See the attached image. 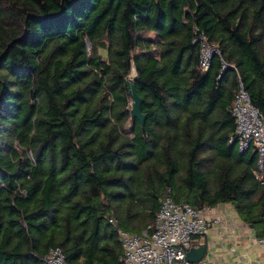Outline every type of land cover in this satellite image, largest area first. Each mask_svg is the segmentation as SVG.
<instances>
[{"label":"trees","instance_id":"16d2710c","mask_svg":"<svg viewBox=\"0 0 264 264\" xmlns=\"http://www.w3.org/2000/svg\"><path fill=\"white\" fill-rule=\"evenodd\" d=\"M237 77L264 114V0H0V264H120L108 217L139 235L167 189L264 239L256 155L228 143Z\"/></svg>","mask_w":264,"mask_h":264},{"label":"built area","instance_id":"2783aa9c","mask_svg":"<svg viewBox=\"0 0 264 264\" xmlns=\"http://www.w3.org/2000/svg\"><path fill=\"white\" fill-rule=\"evenodd\" d=\"M193 43L199 45V66L206 72L212 56L218 54L203 33L194 31ZM233 68L221 61V71ZM221 73V74H222ZM229 113L234 119V137L239 152L251 151L256 155V168L253 172L261 185L264 184V114L256 109L237 77V88ZM211 208L195 209L187 203H176L169 190L160 198L159 209L153 223L139 235L127 233L118 227L117 221L108 217V223L115 229L122 249L120 264H191L185 260L187 251L195 248L194 239L201 237L213 227L221 224L217 217L208 218ZM255 243L264 248V239ZM42 264H67L59 248H50L41 258ZM195 264H212L203 259Z\"/></svg>","mask_w":264,"mask_h":264},{"label":"crops","instance_id":"0c3cea01","mask_svg":"<svg viewBox=\"0 0 264 264\" xmlns=\"http://www.w3.org/2000/svg\"><path fill=\"white\" fill-rule=\"evenodd\" d=\"M206 216L219 218L221 224L194 239L195 248L206 245L205 259L212 264H245V257H253L254 262L262 258L264 264V248L255 243L254 231L240 220L231 205L219 204ZM250 261L255 264L252 259Z\"/></svg>","mask_w":264,"mask_h":264},{"label":"water","instance_id":"95a60500","mask_svg":"<svg viewBox=\"0 0 264 264\" xmlns=\"http://www.w3.org/2000/svg\"><path fill=\"white\" fill-rule=\"evenodd\" d=\"M133 78L136 76L135 69L133 68ZM127 94L130 103V119L138 121L141 131L144 135V121L146 116L141 112L142 99L137 95L134 85L128 80L126 82ZM206 256V245H201L196 248H191L185 255V260L191 264L202 261Z\"/></svg>","mask_w":264,"mask_h":264},{"label":"rangeland","instance_id":"374dc122","mask_svg":"<svg viewBox=\"0 0 264 264\" xmlns=\"http://www.w3.org/2000/svg\"><path fill=\"white\" fill-rule=\"evenodd\" d=\"M129 79H133V72L132 71H131V73L129 75ZM130 103H131V100H130ZM130 124H131V122L130 121H127L126 126H125L126 129L130 126ZM123 229L126 230L125 232H136L137 231V224L129 225L128 227L127 226H123ZM249 258L252 259L253 262H254L253 257H248V258L245 257V259H246L245 264H251L252 263V261H250ZM261 260H262V258H260L259 260H255L254 263L255 264H262V261Z\"/></svg>","mask_w":264,"mask_h":264}]
</instances>
